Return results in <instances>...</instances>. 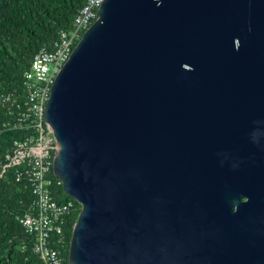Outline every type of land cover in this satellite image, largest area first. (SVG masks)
<instances>
[{
    "label": "water",
    "instance_id": "water-1",
    "mask_svg": "<svg viewBox=\"0 0 264 264\" xmlns=\"http://www.w3.org/2000/svg\"><path fill=\"white\" fill-rule=\"evenodd\" d=\"M42 116L67 264H264V0H102Z\"/></svg>",
    "mask_w": 264,
    "mask_h": 264
},
{
    "label": "built area",
    "instance_id": "built-area-1",
    "mask_svg": "<svg viewBox=\"0 0 264 264\" xmlns=\"http://www.w3.org/2000/svg\"><path fill=\"white\" fill-rule=\"evenodd\" d=\"M101 1L85 0L77 9L71 27L59 30L51 47L42 46L30 57L19 86L0 93V105L7 116L0 133H22L1 150L0 178L12 170L15 181L26 183L30 201L17 220L33 236L32 250L43 264H65L61 254L65 246L63 225L66 217L80 206L72 198L59 202L51 194V188L61 182L52 172L54 141L42 112L56 73L81 34L97 18Z\"/></svg>",
    "mask_w": 264,
    "mask_h": 264
},
{
    "label": "trees",
    "instance_id": "trees-1",
    "mask_svg": "<svg viewBox=\"0 0 264 264\" xmlns=\"http://www.w3.org/2000/svg\"><path fill=\"white\" fill-rule=\"evenodd\" d=\"M85 0H0V93L16 89L28 60L40 47H51L59 30L71 27L77 9ZM0 105V128L6 120ZM17 131L0 133V154ZM11 171L0 178V264H43L34 254V238L18 223L17 216L27 210L30 192L24 182H17ZM53 198L63 202L70 197L61 185L51 188ZM78 211L65 219V246L61 254L67 264L71 229Z\"/></svg>",
    "mask_w": 264,
    "mask_h": 264
}]
</instances>
